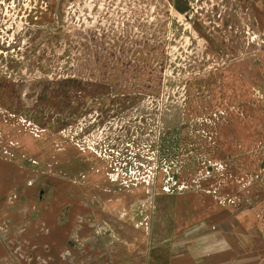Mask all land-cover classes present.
<instances>
[{"label":"rangeland","instance_id":"374dc122","mask_svg":"<svg viewBox=\"0 0 264 264\" xmlns=\"http://www.w3.org/2000/svg\"><path fill=\"white\" fill-rule=\"evenodd\" d=\"M263 181L264 0H0V264H117L81 222Z\"/></svg>","mask_w":264,"mask_h":264},{"label":"crops","instance_id":"0c3cea01","mask_svg":"<svg viewBox=\"0 0 264 264\" xmlns=\"http://www.w3.org/2000/svg\"><path fill=\"white\" fill-rule=\"evenodd\" d=\"M247 189L232 190L235 195L219 201L206 189L186 193L191 198L177 201V217L164 223V235H158L153 221L81 222L88 230L83 241L89 244L100 238L102 242L104 229L112 226L118 247L115 254L104 252V258L115 257L117 264H123V259H133V264H264V186H258L255 193L252 187ZM73 210L70 206L69 220ZM54 225L53 249L60 251L66 246L68 232L76 235L78 226L77 222H52ZM138 243L142 244L139 249Z\"/></svg>","mask_w":264,"mask_h":264},{"label":"built area","instance_id":"2783aa9c","mask_svg":"<svg viewBox=\"0 0 264 264\" xmlns=\"http://www.w3.org/2000/svg\"><path fill=\"white\" fill-rule=\"evenodd\" d=\"M262 236H263V239H264V229H263V232H262Z\"/></svg>","mask_w":264,"mask_h":264}]
</instances>
